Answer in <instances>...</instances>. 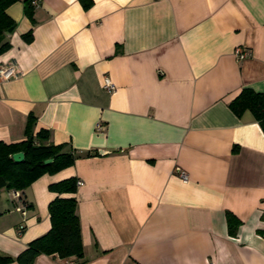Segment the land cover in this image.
Instances as JSON below:
<instances>
[{
    "label": "crops",
    "instance_id": "crops-1",
    "mask_svg": "<svg viewBox=\"0 0 264 264\" xmlns=\"http://www.w3.org/2000/svg\"><path fill=\"white\" fill-rule=\"evenodd\" d=\"M6 13L0 64L19 74L0 79V141L24 140L33 115V134L76 158L21 197L0 189V254L48 231V186L74 177L83 256L32 264H264V126L228 106L242 88L264 94V0H38L31 17L17 0Z\"/></svg>",
    "mask_w": 264,
    "mask_h": 264
},
{
    "label": "trees",
    "instance_id": "trees-1",
    "mask_svg": "<svg viewBox=\"0 0 264 264\" xmlns=\"http://www.w3.org/2000/svg\"><path fill=\"white\" fill-rule=\"evenodd\" d=\"M15 1L17 0H0V53L9 47L3 39L6 33L13 30L15 22L7 15L6 8ZM24 3L25 14L31 17V1L24 0ZM89 5L90 2L84 3L85 7ZM29 36L30 32L26 34V37ZM228 106L237 116L249 110L264 126L263 93L255 92L251 88H242ZM33 123L34 116L29 115L24 129V140L15 143L0 141V189L22 191L41 175L55 173L73 164L76 158L74 152L63 151V144H43L42 141L47 138V134L43 130L33 134ZM18 151L24 153V158L20 162H15L12 154ZM46 159H51V162L45 164ZM76 183L74 177H68L48 186L50 191L58 194L47 206L50 228L45 234L28 242L15 258L0 254V264H9L14 260L18 264H32L39 254H57L60 258L83 256L79 220L75 210L76 199L73 196ZM61 194L68 196H59ZM261 218L264 220V212ZM226 221L228 234L234 236L240 221L230 212H226Z\"/></svg>",
    "mask_w": 264,
    "mask_h": 264
},
{
    "label": "built area",
    "instance_id": "built-area-1",
    "mask_svg": "<svg viewBox=\"0 0 264 264\" xmlns=\"http://www.w3.org/2000/svg\"><path fill=\"white\" fill-rule=\"evenodd\" d=\"M30 1H31V5H37L38 4V0H30ZM235 54L239 58H243L247 55V52L242 48H237L235 50ZM18 74H19V69L16 67V65L14 63L0 64V79L1 80H9L11 78L18 76ZM102 87L109 93L113 92L115 90V85L113 84L111 79L106 75L103 76ZM96 128L101 129L102 128L101 124L97 123ZM178 175L184 181L187 179V174L184 171H179ZM76 184L79 185L80 181H77ZM12 194L16 198L19 197V192L16 190H13ZM17 210H19L22 214L25 213L23 208H17ZM21 229H22V226H20L19 230H21ZM65 264H73V263L66 261ZM210 264H214V263H210Z\"/></svg>",
    "mask_w": 264,
    "mask_h": 264
},
{
    "label": "water",
    "instance_id": "water-1",
    "mask_svg": "<svg viewBox=\"0 0 264 264\" xmlns=\"http://www.w3.org/2000/svg\"><path fill=\"white\" fill-rule=\"evenodd\" d=\"M24 158V153L22 151H18V152H15L12 154V159L15 161V162H20L22 161ZM51 162V159H46L44 161L45 164Z\"/></svg>",
    "mask_w": 264,
    "mask_h": 264
}]
</instances>
